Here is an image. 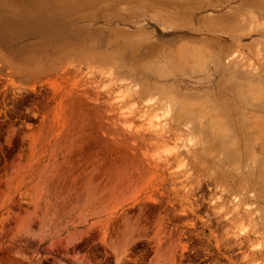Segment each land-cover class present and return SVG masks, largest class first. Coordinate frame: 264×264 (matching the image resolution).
Segmentation results:
<instances>
[{
	"label": "rangeland",
	"instance_id": "1",
	"mask_svg": "<svg viewBox=\"0 0 264 264\" xmlns=\"http://www.w3.org/2000/svg\"><path fill=\"white\" fill-rule=\"evenodd\" d=\"M263 57L264 0H0V264H264Z\"/></svg>",
	"mask_w": 264,
	"mask_h": 264
},
{
	"label": "bare ground",
	"instance_id": "2",
	"mask_svg": "<svg viewBox=\"0 0 264 264\" xmlns=\"http://www.w3.org/2000/svg\"><path fill=\"white\" fill-rule=\"evenodd\" d=\"M260 52V51H259ZM258 52V53H259ZM258 57V56H257ZM264 58V57H263ZM172 100V99H171ZM173 102V101H172ZM255 105V108H258L262 111H264V103H260V102H256L253 103ZM170 105V104H169ZM200 119V118H199ZM202 119V118H201ZM215 120L213 121V127L215 129L214 132H216V134H220L219 132L222 131V128L220 129V124H219V120L216 119V117L214 118ZM199 122H201L199 120ZM245 123V122H244ZM159 125V124H158ZM163 125V124H162ZM181 125V124H180ZM186 127V126H185ZM162 129V128H161ZM187 129V128H186ZM243 133L244 136L246 137V150L243 152L241 151V153L236 150L234 148L235 143H232L229 149V159H230V170L228 169L229 172V181L231 184V189L230 191L234 194V198L240 199V200H247L252 198L253 193L255 192V188L254 185L252 184L253 182H261L264 180V117H255L252 120H248L243 127ZM225 135V139H227L228 135L230 134V131H226L223 130V133ZM198 136V134H196ZM201 134H199L200 136ZM196 136V137H197ZM201 144V142H200ZM238 156L239 159V164L235 167L236 170H234V167H232V165H235L236 162L234 160V157ZM233 155V156H232ZM244 157H247V159L249 160L248 163V171H243V166L242 163L244 161ZM259 170V173H258ZM235 176L240 178V182L239 184L236 185L235 183ZM233 197V196H232ZM264 199V196H263ZM236 201V200H234ZM234 208L233 210L235 212L238 211L239 209V204L234 203ZM246 207V206H244ZM245 211V210H244ZM247 211V209H246ZM233 212V211H232ZM246 213V212H245ZM232 214L231 212L226 214L229 215ZM237 214V213H236ZM240 215V214H237ZM254 215V214H253ZM235 216V215H234ZM233 216V217H234ZM251 216V215H250ZM228 219V218H227ZM232 219V218H231ZM240 219V218H239ZM257 219V218H256ZM229 220V219H228ZM227 220V221H228ZM234 220V219H233ZM238 220V218H237ZM263 220V219H262ZM232 221V220H231ZM259 222V221H258ZM231 224V223H230ZM229 226V225H228ZM255 226V225H254ZM264 226V225H263ZM253 227V226H252ZM255 228V227H254ZM260 228V227H259ZM227 230V229H226ZM229 230V229H228ZM254 231V230H253ZM229 232L227 236V238L229 237ZM232 234V233H231ZM230 234V235H231ZM256 235V234H254ZM234 236V235H231ZM230 236V237H231ZM248 236V235H247ZM250 237V236H249ZM232 238V237H231ZM231 238H228V240H230ZM234 239H236V237H233ZM233 239V240H234ZM239 239V238H238ZM243 239V238H242ZM248 239V238H247ZM245 240V239H244ZM250 240V239H249ZM235 241V240H234ZM243 241V240H242ZM231 242V241H230ZM240 243V240H239ZM239 243H237L238 245H240ZM246 243V242H245ZM251 243V241H250ZM236 244V243H235ZM241 245H244V243H242ZM247 245V244H246ZM244 245V246H246ZM240 247V249L244 248L241 246H238V248ZM260 251V250H259ZM253 252V250H252ZM255 253V252H254ZM258 253V252H257ZM261 264V263H258Z\"/></svg>",
	"mask_w": 264,
	"mask_h": 264
}]
</instances>
